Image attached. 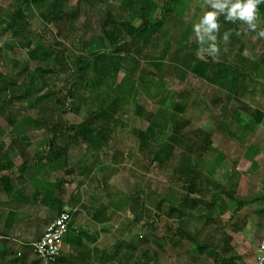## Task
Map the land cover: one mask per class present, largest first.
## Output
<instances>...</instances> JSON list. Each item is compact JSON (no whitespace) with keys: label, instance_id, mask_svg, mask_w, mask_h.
Instances as JSON below:
<instances>
[{"label":"rangeland","instance_id":"obj_1","mask_svg":"<svg viewBox=\"0 0 264 264\" xmlns=\"http://www.w3.org/2000/svg\"><path fill=\"white\" fill-rule=\"evenodd\" d=\"M84 1L68 0L69 10L78 7L76 15L48 22L45 16L52 0L21 10L19 0H0V82H9L0 92V162L6 155L14 157V163L20 161L15 159L19 144L26 145L29 156L47 151L49 132L61 117L79 125L101 109L112 114L106 130L93 120L91 127L96 130L88 132L86 140L70 144L60 165H37L29 184L22 186L37 188V231L59 212L56 194L63 209L73 215L66 237L81 235L79 247L89 258L82 264H254L264 236V116L255 122V111L264 113V37L259 35L264 13L258 10L256 29L246 27L245 32L227 29L220 15L218 52L210 55L207 35V43L201 45L193 31V25L211 11L208 0H182L181 15L166 16L145 44L129 38L119 54L124 57L121 64L112 59L105 67L108 59L102 62L99 56L112 53L98 30L105 13L116 19L106 23L105 32L124 36L127 30L122 23L136 28L143 19L161 18L164 0H132L130 12H122L118 0L86 12ZM225 32L231 33L227 41ZM37 44L46 47L52 62L39 59L44 47L37 49ZM180 45L190 47L182 50ZM202 47L205 51L197 55ZM81 52L97 55L91 57L98 74L89 72L87 86L84 81L67 91ZM191 54L224 63L228 72L215 76V68L211 82L200 79L184 65ZM38 65L49 72L39 73ZM44 78L47 86L42 85ZM92 78L96 86L90 83ZM28 88V96L19 98ZM159 108L187 121L173 154L168 158L164 151L161 163L143 155L137 139V133L149 127L146 110ZM235 112L243 122H238ZM165 132L169 137L170 129ZM189 146H199L201 152L192 166L196 169L192 193L188 181L193 175L186 177L182 161ZM43 186L53 193L50 203L43 200ZM2 199L7 200V193L0 181V207ZM5 214L0 210V223L8 221ZM225 236L230 245L226 253L220 248ZM118 244L121 251L114 255ZM70 245L63 242L61 255L72 253ZM23 247L24 261L14 255L15 244L1 247L0 264H44L30 246ZM217 251L225 263L215 257ZM68 261L67 257L54 264H76Z\"/></svg>","mask_w":264,"mask_h":264},{"label":"trees","instance_id":"obj_2","mask_svg":"<svg viewBox=\"0 0 264 264\" xmlns=\"http://www.w3.org/2000/svg\"><path fill=\"white\" fill-rule=\"evenodd\" d=\"M19 9L21 10L24 7H29L31 4H37L38 2H41L43 0H19ZM68 0H52L51 5H50V14L48 16H45L46 21L48 22H52L55 20H59L64 18V16H66V18H71L73 16L76 15L77 11V6L76 7H72L70 10L69 8H67L65 6L66 2ZM109 1L112 0H85V10H87V8H89L86 12H89L90 10L95 12L98 9V6L102 5H106L109 4ZM120 2L119 4V9H121L122 12H130V10H132L133 7V2L132 0H118ZM143 2H145V0H143ZM97 3V4H96ZM135 4V2H134ZM184 6H185V2L182 0H164L163 4L160 6V10H161V18H155L154 20L148 21L143 19V23L139 26L134 28L133 26L130 25V23H122V26L124 27L125 30H127V32L124 34V36H118V31H111L110 33L105 32V25L108 22H116V19L114 18V15L111 13H105L104 15V19L102 20L101 23H99V27L98 30L100 32V39L102 41L105 42V40L108 41V45L112 48L111 52L112 53H107L106 56L104 55H100L99 58L102 60V62H105V59H108L107 63L105 64V67H107V65L110 63L111 60L115 59L113 62H115L116 64H121L122 59H124V57L120 56L119 54L124 50V47L126 46V43L128 41L129 38H137L138 40H141L142 43H147V40L149 38H151L152 36L154 37V35L157 33V30L160 29V26L162 24V22L164 21V18L168 15L171 14H177V15H181L184 12ZM176 8V10H175ZM19 9L17 10V13L19 12ZM72 10L73 13L72 14ZM258 10L262 13H264V4H260L258 5ZM1 19V17H0ZM219 21L221 22L222 25H225V27L227 29H238L242 32H245L247 29V25L243 24L241 21H236L235 23L230 22V21H226L224 19V16L221 15L219 18ZM7 25L12 26L13 23L12 22H8ZM120 32V31H119ZM104 33V34H103ZM103 35V36H102ZM82 42V41H81ZM106 43V42H105ZM42 46L44 47V50L41 52V54L39 55V59H44L47 61H51L53 60V58L51 57L52 55L47 51L46 47L43 46L42 44H37V49ZM184 47H190L188 46H181L179 48H181L182 50L184 49ZM180 50V49H178ZM35 52V50H31L30 53L33 54ZM91 56H97L96 54L93 53V55ZM91 56L87 55V54H83L82 52L78 55L77 59H76V75L72 78L68 79V84L69 87L67 88V91H69V88L72 86H75L76 84H82L84 81L86 82L84 86H87L89 84V82H87V78H88V73L91 71L95 72V67L96 64L95 63V59H93ZM117 57V58H116ZM187 62L184 63V65H186L189 69V71L191 73H193L195 76H197L200 79H206L208 81L211 82L212 80V72H214L213 70L216 68L217 70H215V76L217 75H222L225 76V73L228 72V68L225 66L224 63H220V62H215L213 61V59L209 58V59H203L201 57H197L193 54L188 55V57H186ZM118 65L115 66V68L118 67ZM36 71H38L39 73L42 72H49V70L45 67H42L41 65L37 66ZM101 72V71H100ZM98 74L97 70L96 72L93 74L94 76ZM1 76V74H0ZM38 76V75H37ZM34 78V76H32V79ZM11 82V81H10ZM12 83V82H11ZM91 84L95 85L97 84L96 80L94 78H92ZM1 84V82H0ZM9 82H3V84L0 85V92L4 91L7 89ZM42 85L43 86H47V81L42 80ZM38 90V89H37ZM30 93V90L28 88V90H26L24 93H22L20 95L19 98H26V95L28 96V94ZM137 94V91L133 90V87L131 89V96H135ZM14 97H11L9 100H12ZM134 99L136 100V96L134 97ZM179 105V104H177ZM136 108H139V110L141 109L140 105L138 103H136ZM143 109V108H142ZM65 112V111H63ZM145 117L146 119L149 121V127L147 128L146 131H140L137 133V139H138V150L144 155L146 154L147 158H150L151 161L153 162H162V153L165 151V156H168V158L173 154L172 150L173 147L175 146V144L178 143V140L180 137H182L183 134V129L184 127L187 125V121L184 119L182 120V118L177 117L178 114L176 113H168V111H166L165 109L159 108L157 111L153 112L150 110H146L145 112ZM62 116V115H61ZM235 116H237L238 118V122H243L242 118H240V113L239 112H235ZM264 116V113L260 110H256L255 111V122L259 123L262 119V117ZM112 118V114H110L108 112L107 109H101L99 112H97L96 114H94V116H92L90 119H85L83 122H81L79 125L77 124H73V123H69L66 120H63L62 117L60 119V121L58 123H56L55 127H53L50 130V140L48 143V150L47 151H43L41 153H39L38 155L35 154L36 156V162L37 165L40 164H47L48 166H52V165H60L61 161H63L66 158L67 155V148L70 144L76 143L80 138L86 140V137L88 136V132L92 133V131L96 130L95 127H91V125L93 124L92 121L95 119H97L100 123H101V127H105L106 128L109 127V121ZM171 120H168V119ZM63 120V121H62ZM246 125V124H245ZM251 125L249 122H247V126ZM165 128H169L170 129V136L166 138L167 133L165 132ZM158 132V136H156V133ZM100 135V134H99ZM166 138V139H165ZM167 139H169V141H167ZM170 141H172V143H170ZM17 142L16 139L13 140V144ZM61 142H64L65 146H59ZM196 147L195 149H193V147L189 146L187 147V151H185L184 156H183V164L186 167L187 170H184L183 173L186 174V177H188V175H193L191 180L188 181L187 179H185L186 181L189 182V192H194L193 188L196 185V182H194L195 178H196V169L192 166L195 165V162L197 160V158L201 155V152L197 151ZM207 148V145H205L204 149ZM189 149V150H188ZM190 152V153H188ZM167 158V160H168ZM65 163H67V160L65 161ZM27 165L26 160L23 162V164L21 165L23 168ZM8 179V177H7ZM5 179V181L7 180ZM1 181V179H0ZM9 181V179H8ZM58 186V185H57ZM43 188H45V190H49L47 189V187L43 186ZM50 191V190H49ZM51 192V191H50ZM47 196L44 195L43 200H46V198H51L50 193L47 191ZM53 194V193H52ZM54 202L56 203V207L58 209V213L57 215L63 211V204H62V199L57 195V197H54ZM185 200H188L187 197L185 198ZM183 204H186V201L183 202ZM182 205V206H184ZM97 216V215H96ZM80 234L75 235L73 238H69L66 237L64 240L65 242H69L71 245V247L78 253V260L76 262V264H80L82 262L81 260V256L85 255V250L82 251V249H80L81 247H79L81 245V238H80ZM228 236H225L222 240L221 243V250L226 253V250L229 248V240H228ZM146 240V239H144ZM129 248H132L133 250L137 249L136 245H132V244H128L127 245ZM121 251V245L118 244V246L115 248L114 251V255L119 254ZM199 252H204V246L200 245L199 247ZM212 253V252H211ZM16 254V252H15ZM146 254V251L144 253V255ZM215 257H221V260L223 263H225L224 257H222V255H220L217 252H215ZM16 257L19 259V261L21 259L24 258V256H20L18 257L16 255ZM23 257V258H22ZM64 255L60 256L57 261L63 260ZM21 258V259H20ZM40 260V258H39ZM214 260H219L217 258H214ZM41 261V260H40ZM56 261V262H57ZM55 262V263H56ZM17 263V262H16Z\"/></svg>","mask_w":264,"mask_h":264},{"label":"crops","instance_id":"obj_3","mask_svg":"<svg viewBox=\"0 0 264 264\" xmlns=\"http://www.w3.org/2000/svg\"><path fill=\"white\" fill-rule=\"evenodd\" d=\"M19 147L20 151L19 153H15V159H20V161L14 163L12 159L14 157L11 158L10 155H6V157H3L5 160L0 162V171L2 170V174L0 175L2 191L7 193V200H1L0 210L4 214L6 213L2 216L8 217V221L0 223V248L6 244H15V252L17 253V251H21V255L25 257L27 250L21 246V243H32L36 241L40 238L49 224L45 226V222H43L40 224V227L38 228L39 230L37 231V218H39L37 215V188L26 187L29 184L30 178L33 176H31V174H34V172L37 171L36 156L28 155L25 144H19ZM25 160L27 165L23 168L21 165ZM5 179L7 180L5 181ZM24 185L26 186L22 187ZM45 193V196H47V191H45ZM50 196H52V194H50ZM56 197L57 195L55 194V198ZM49 200L50 198H46L44 201L50 203ZM5 201L7 202V205L5 204ZM4 250L8 249H2L3 256ZM70 252L72 253H68V262H72L73 259L76 263L78 260V253L73 248ZM105 252H102L103 257ZM65 256L66 255H64L63 260L67 259ZM88 259L89 258L86 255L81 256L83 263ZM24 260L25 258H23V261ZM17 263L15 262L11 264Z\"/></svg>","mask_w":264,"mask_h":264},{"label":"clouds","instance_id":"obj_4","mask_svg":"<svg viewBox=\"0 0 264 264\" xmlns=\"http://www.w3.org/2000/svg\"><path fill=\"white\" fill-rule=\"evenodd\" d=\"M260 4H264V0H208L211 11H206L199 22L193 25V31L196 33L201 45L207 43L204 39V36L207 35L208 41H211V43H208L206 51L208 54L214 55L218 52L216 43L217 33L220 30L218 17L223 15L226 21L233 23L241 21L247 25L248 29L254 30L257 27L255 21L258 14V5ZM230 34V32H225L223 39L227 41ZM236 34L240 35V32ZM259 35L264 37V30H261ZM204 51L205 49L202 47L197 55Z\"/></svg>","mask_w":264,"mask_h":264},{"label":"built area","instance_id":"obj_5","mask_svg":"<svg viewBox=\"0 0 264 264\" xmlns=\"http://www.w3.org/2000/svg\"><path fill=\"white\" fill-rule=\"evenodd\" d=\"M72 213L68 209L61 211L49 223L43 234L32 243H21L23 246H30L35 255L44 264H54L61 256L64 239L72 227ZM258 255L254 264H264V236L258 245ZM21 251L16 255L20 257Z\"/></svg>","mask_w":264,"mask_h":264}]
</instances>
